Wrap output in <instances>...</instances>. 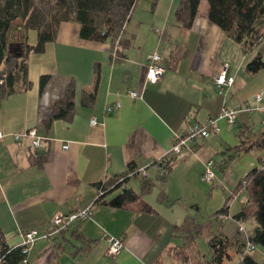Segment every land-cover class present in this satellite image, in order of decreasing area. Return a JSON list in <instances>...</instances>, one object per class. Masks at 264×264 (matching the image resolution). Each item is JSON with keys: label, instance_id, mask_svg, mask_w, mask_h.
<instances>
[{"label": "crops", "instance_id": "obj_1", "mask_svg": "<svg viewBox=\"0 0 264 264\" xmlns=\"http://www.w3.org/2000/svg\"><path fill=\"white\" fill-rule=\"evenodd\" d=\"M182 3L138 0L118 43L82 39L79 23L64 21L44 52L28 54L29 86L10 94L0 92V130L5 133L0 140V238L10 247L19 246L26 231L49 230L55 215L94 204L99 184L110 188L131 168L147 170L146 176L127 177L95 203L92 218L51 240L35 241L29 246L28 262L20 264L203 261L177 257L175 249L185 241L175 227L188 215L197 223L207 220L204 213L214 214L224 205L219 207L211 199L203 211L207 194L220 197L219 187L214 186L222 184L227 194L258 167V152L239 155L233 148L240 128H252L255 115L263 119L264 97L261 102H249L244 89L256 83V76L246 70L251 57L208 19L209 6L204 0L186 30L177 19ZM36 42V31H28L27 43ZM116 46L117 59L113 56ZM152 52L162 55L166 67L157 83L147 80ZM176 52L182 57L172 68L171 58ZM224 66L227 77L234 76L235 82L219 94L215 79ZM3 69L0 62V72ZM44 75L51 79L41 93L40 79ZM130 90L139 96L132 98ZM67 95L73 101L70 114L51 119L50 114ZM117 102L119 108L106 112L107 106ZM245 103L254 109L239 111L234 125L220 119V132L196 141L179 155L168 153L190 124L219 116L224 105L237 108ZM92 118L96 124L91 123ZM31 128H36L41 138L38 149L30 138L21 143L14 139V133ZM210 159L216 163V179L205 186L201 176ZM125 188L136 192L139 199L122 207L110 205V200ZM236 201L238 205H234ZM246 201L247 194L240 192L229 202L230 217L218 221L219 231L238 243L253 236L257 226L253 216L242 221L234 218ZM142 204L153 211L141 210ZM239 223L244 226L241 232ZM111 237L123 240L115 256L107 253ZM252 255L259 261L264 249L258 248ZM210 256L209 252L206 259Z\"/></svg>", "mask_w": 264, "mask_h": 264}, {"label": "trees", "instance_id": "obj_2", "mask_svg": "<svg viewBox=\"0 0 264 264\" xmlns=\"http://www.w3.org/2000/svg\"><path fill=\"white\" fill-rule=\"evenodd\" d=\"M138 0H56V4L47 12L40 11L37 0H0V62L4 63V69L0 72V92L10 94L24 90L29 86L28 80V54L30 52H44L46 44L56 39L59 25L64 21H74L80 25V37L82 39L97 42L120 41L121 33L130 18ZM202 0H183L181 8L177 12L178 22L183 29H189L197 17ZM208 19L218 25L235 42L243 47L248 54L264 40V0H208ZM119 7L124 10L120 17L114 15L113 10ZM21 20L28 33L36 31L37 42L35 45L27 43V35L24 50L13 56L9 52V32L15 21ZM182 55L173 53L171 66L174 68ZM264 68V59L261 53H257L246 63V70L255 75ZM49 75L40 79V92L43 93L50 80ZM94 95V94H91ZM70 95L60 101L50 118H66L73 107ZM264 118V117H263ZM264 122V121H263ZM184 135V134H183ZM238 143L233 149L241 155L250 151L264 153V131L260 134L252 132L251 126L240 128ZM259 166L245 176L227 196L224 205L209 219L197 223L194 217L188 215L180 226L175 227L177 232L184 234V244L175 249L179 259H199L196 264H224L226 260L240 253L237 264H264L255 259L252 253L246 251L247 240L238 243L219 231L220 214L229 215V201L240 192L247 194V201L240 212L234 215L238 221L253 216L257 226L253 236L249 238L255 246L264 249V156L259 157ZM133 169V168H131ZM245 181V184H244ZM118 182L110 188L104 189V194L97 196V201H102L112 189L119 186ZM99 184L98 187H102ZM146 189V188H144ZM139 195L132 189L125 188L121 193L113 197L109 204L114 207H122L135 202ZM141 210L152 212L153 208L148 204H142ZM214 219L215 221H213ZM214 222L218 229L213 230ZM214 225V226H213ZM216 229V228H215ZM239 230V227H238ZM240 231V230H239ZM241 232V231H240ZM205 235L208 240L210 258L202 252L197 244V235ZM236 248V251H230ZM24 255L19 246L10 247L3 238H0V264H20Z\"/></svg>", "mask_w": 264, "mask_h": 264}, {"label": "built area", "instance_id": "obj_3", "mask_svg": "<svg viewBox=\"0 0 264 264\" xmlns=\"http://www.w3.org/2000/svg\"><path fill=\"white\" fill-rule=\"evenodd\" d=\"M118 43V41H117ZM116 43V44H117ZM114 58H119V54L117 52V46L113 50ZM166 72V67L162 65V55L159 52H152L148 57L147 63V80L151 83H157L161 80L164 73ZM3 79H0V82L3 83ZM235 82V77L226 75V66H224L222 72L215 79V84L218 88L219 94H224L229 87H231ZM129 95L132 98H136L139 96L137 91L130 90ZM264 97V91H261L256 94L255 100L257 102H261ZM244 105V106H243ZM121 104L119 102L109 105L106 108V112H111L117 108H119ZM254 108L249 104L245 103L240 105L237 108H230L227 105H224L219 116L210 117L205 123L195 122L190 124L186 133L182 136L176 138L175 142L172 144L169 154L179 155L183 153L186 149H190L192 144L200 139H206L213 133H218L221 131V127L219 125V120L224 119L229 125H234L236 123L237 114L239 111L246 110L252 111ZM264 111V109H263ZM264 121V118H263ZM92 124H96L95 118L91 119ZM5 133L0 130V140L4 137ZM24 138H30L32 146L36 149L41 147V138L38 135V131L36 128L26 129L22 132L14 133V139L16 142L21 143ZM64 148H68V145H65ZM215 161L210 159L205 163V168L203 172V180L206 182H213L216 178V170H215ZM259 166V165H258ZM141 175L146 176L147 170L145 168L139 169H130L128 173L120 178H118L117 182H123L127 177ZM245 184V181H244ZM98 196L104 194L105 186L98 188ZM236 197V196H235ZM233 197V198H235ZM95 204V203H94ZM94 204L82 208L71 211L69 213H60L54 216L51 223V228L45 232H41L38 229H33L24 232L23 241L19 245L22 248V253L24 255L23 262H28L27 254L29 250V246L32 245L38 239H47L51 240L55 236L63 233L68 230L71 226L78 222H82L88 220L93 217ZM220 218H228L229 215H219ZM239 230L243 231L244 226L239 223ZM123 247V240L117 237H111L108 239V249L107 253L110 256H115L118 254ZM258 250V247L255 246L249 238L247 239L246 251L253 253Z\"/></svg>", "mask_w": 264, "mask_h": 264}, {"label": "rangeland", "instance_id": "obj_4", "mask_svg": "<svg viewBox=\"0 0 264 264\" xmlns=\"http://www.w3.org/2000/svg\"><path fill=\"white\" fill-rule=\"evenodd\" d=\"M204 3H205L206 6H208V0H204ZM55 4H56V0H37V6H38L39 10L43 11L44 13L49 11V10H51V8H53V6ZM113 12H114L115 16L119 17V19H121L122 17H120V16H122L124 14V10L120 9L119 7L115 8L113 10ZM26 35H27V31H26V29L24 27V23L21 20L15 21L12 24V27L10 29L9 36H8L9 37V42H10L9 52L13 56H16L18 53L23 52L24 46H25V41H26ZM257 53H261L263 55V59H264V40L260 41L259 44L254 48V50L250 51L248 54L252 58ZM251 76H256L255 77V80H256L255 82L256 83H255L254 87L252 88L250 86H247L244 89V92L245 91L247 92L246 94L248 96L249 102H252V100H255V96H256L257 92H260V91L264 90V68L259 73L255 74V75H251ZM255 86L257 88H255ZM237 91H238V89H237ZM255 120H256V122L254 124H252V132H254L255 134H260L262 132L263 127H264L263 119L260 117V115H255ZM255 152H257V151H255V150L254 151H250L248 153H245L244 155H246V154L255 155ZM258 153L261 156L262 153H260V152H258ZM255 158H256V162L255 163L259 164V160H258L256 155H255ZM203 172H204V170H203ZM201 178H202L201 181H202V183L205 186L206 185L207 186H211V184L209 185V183H207V182H205L203 180L202 176H201ZM214 187H216V188L219 187L217 189H218L220 197L218 199H216L217 198L216 195H214L213 197H210L211 194L210 193H209L210 195L207 194V196L203 199V201H204L203 211L205 209V205H206L205 203H207L211 199H213V201L216 200L215 202H216L217 206L220 207L221 205H223L225 203L226 197L229 196L231 191H232V189L229 190V193H227L228 194L227 195V194H225L224 191H222V189H223L222 184H219L218 186H214ZM208 188H210V187H208ZM231 199L233 201V198H231ZM235 203L237 205L239 204L238 201L234 202V205H235ZM234 205L232 204V208L234 207ZM203 215H205L206 218L207 217L209 218L211 215H213V213L209 214V215L204 213ZM202 218H203V216L199 217V219H202ZM212 220L215 221L214 219H212ZM214 225H213L214 226L213 230H215V228L217 229L215 222H214ZM247 227H248V225H247ZM196 241H197L199 249L202 252H205V254H208L209 253V246H208V242H207V239H206L205 235L199 236ZM258 259H259V261L261 263L264 262V256L263 257H258ZM237 262H238V254L235 253L234 257L232 259H230V260H226L224 264H237Z\"/></svg>", "mask_w": 264, "mask_h": 264}]
</instances>
